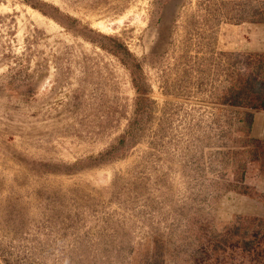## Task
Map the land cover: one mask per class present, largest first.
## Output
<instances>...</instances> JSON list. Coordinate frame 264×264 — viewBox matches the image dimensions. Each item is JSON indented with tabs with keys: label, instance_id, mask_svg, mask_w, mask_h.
Segmentation results:
<instances>
[{
	"label": "rangeland",
	"instance_id": "1",
	"mask_svg": "<svg viewBox=\"0 0 264 264\" xmlns=\"http://www.w3.org/2000/svg\"><path fill=\"white\" fill-rule=\"evenodd\" d=\"M263 26L264 0H0V264H264Z\"/></svg>",
	"mask_w": 264,
	"mask_h": 264
},
{
	"label": "trees",
	"instance_id": "2",
	"mask_svg": "<svg viewBox=\"0 0 264 264\" xmlns=\"http://www.w3.org/2000/svg\"><path fill=\"white\" fill-rule=\"evenodd\" d=\"M255 78V77H254ZM241 91L245 93V102L243 99L239 102L243 106L251 107L252 109H263L264 110V82L261 79L250 78V81L247 83L245 87H242ZM254 113L249 112L247 114L248 119L250 120L247 122L248 132H250L252 117Z\"/></svg>",
	"mask_w": 264,
	"mask_h": 264
},
{
	"label": "crops",
	"instance_id": "3",
	"mask_svg": "<svg viewBox=\"0 0 264 264\" xmlns=\"http://www.w3.org/2000/svg\"><path fill=\"white\" fill-rule=\"evenodd\" d=\"M260 39L262 41H254L252 46L255 50L264 52V26L262 31L259 32ZM258 39V36H257ZM253 121L251 122L250 134L252 137H255L264 142V111H258L253 115Z\"/></svg>",
	"mask_w": 264,
	"mask_h": 264
}]
</instances>
